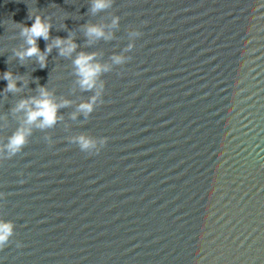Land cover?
I'll return each mask as SVG.
<instances>
[{
  "label": "water",
  "instance_id": "water-1",
  "mask_svg": "<svg viewBox=\"0 0 264 264\" xmlns=\"http://www.w3.org/2000/svg\"><path fill=\"white\" fill-rule=\"evenodd\" d=\"M260 5L111 0L93 12L92 0H0V218L14 223L0 264H264ZM36 14L50 24L39 51L53 45L43 67L16 55ZM88 24L110 38L86 36ZM67 37L77 48L62 56L54 41ZM80 52L109 66L87 116L77 106L95 89L78 83ZM40 87L69 102L51 127L17 108ZM21 127L26 143L10 155ZM81 133L107 142L83 152Z\"/></svg>",
  "mask_w": 264,
  "mask_h": 264
},
{
  "label": "clouds",
  "instance_id": "clouds-1",
  "mask_svg": "<svg viewBox=\"0 0 264 264\" xmlns=\"http://www.w3.org/2000/svg\"><path fill=\"white\" fill-rule=\"evenodd\" d=\"M111 0H92V11L104 9L109 6ZM261 5H264V0H261ZM260 5V6H261ZM118 18H113L112 24L116 25ZM50 24L43 21L38 14L32 20L29 26H21V35L25 37V42L28 45L23 51H17L16 55L23 59L25 56L31 57L35 55L40 62L41 67L45 64V53L51 50L53 45L48 46L44 53H41L36 45L37 38H48ZM85 35L89 37L105 39L110 38L107 36L101 26L95 24H88L85 27ZM54 46L59 50L62 56L70 55L77 48V44L71 37L56 38ZM131 47V45H129ZM95 53H78L72 60L75 67L76 75L79 77L78 83L82 90H93L94 94L87 100H83L77 106L80 113L87 116L93 111L94 106L99 102L101 91L103 89V82L97 84L99 75L102 72L109 70L107 64H100L95 61ZM112 61L115 64L123 63V58L120 55H114ZM3 79L7 81L6 88L13 90L15 88V81L10 72L3 73ZM69 102L66 100L57 101L53 98L50 91L44 87L39 89V97H30L22 99L18 104V109H23L26 112L25 123L28 125L35 124L38 128H45L53 126L57 119V110L64 107ZM75 114H73V118ZM30 129L21 127L8 139V143L4 146L5 150L14 155L20 151L22 146L26 143V137ZM73 142L83 152H98L100 148L107 142V137H93L84 133L79 134L73 139ZM14 223L11 220L0 218V247H3L9 238L13 235Z\"/></svg>",
  "mask_w": 264,
  "mask_h": 264
}]
</instances>
